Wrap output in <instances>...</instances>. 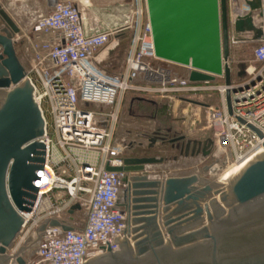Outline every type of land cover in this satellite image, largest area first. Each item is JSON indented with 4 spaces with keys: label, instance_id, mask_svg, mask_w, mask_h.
<instances>
[{
    "label": "built area",
    "instance_id": "built-area-1",
    "mask_svg": "<svg viewBox=\"0 0 264 264\" xmlns=\"http://www.w3.org/2000/svg\"><path fill=\"white\" fill-rule=\"evenodd\" d=\"M249 1L252 0H228L232 22L252 13ZM261 1V10L252 13L255 26L263 33L253 51L254 63L239 70L243 75L232 77L230 86L224 77H216L222 81L220 84L216 80L191 82V68L180 66L188 70L187 77H180L160 65L146 0L121 4L120 19L106 27L89 23L72 1L58 2L50 14L33 19L30 33L25 35L32 50L31 65L26 71L45 121L44 135L38 141L45 145L46 154L44 170L36 172L42 175L41 184L33 182L39 188L37 198L30 213L20 212L24 224L18 234V247L12 253L50 218L70 222L74 230L46 228L38 249L40 261L45 264H86L113 252L128 239L126 214L120 207L126 174L108 171L107 167L124 166L127 146L115 144V130L121 101L129 91L170 99L176 95L181 99L189 94L217 93L218 105L204 104L206 126L227 168L264 150L254 130L264 136V0ZM126 32L131 34V40L124 70L113 74L103 64L108 61L110 47L116 48L120 35ZM139 80L145 84H137ZM227 91L231 93L232 114ZM89 105L114 108L103 120L106 128L99 126L98 113ZM75 205L87 208L82 225L69 214Z\"/></svg>",
    "mask_w": 264,
    "mask_h": 264
},
{
    "label": "water",
    "instance_id": "water-1",
    "mask_svg": "<svg viewBox=\"0 0 264 264\" xmlns=\"http://www.w3.org/2000/svg\"><path fill=\"white\" fill-rule=\"evenodd\" d=\"M248 4L252 13L262 8L261 0ZM146 6L157 58L191 68V82L224 77L230 86L232 45L257 42L263 35L252 13L232 22L228 0H146ZM20 32L0 3V264H27L26 244L8 251L24 224L20 212L30 213L37 198L33 182L41 184L36 172L44 170L46 154L38 141L45 121L16 50ZM226 99L232 114L230 91ZM254 130L264 147L263 134ZM200 144L194 142V150ZM161 162L124 157L123 167H107L126 174L120 207L128 239L86 264H264V152L226 185L204 175L210 167L188 176L151 178L147 167ZM77 210L79 205L69 214ZM47 227L74 230L70 222L46 219L36 230V242Z\"/></svg>",
    "mask_w": 264,
    "mask_h": 264
},
{
    "label": "rangeland",
    "instance_id": "rangeland-1",
    "mask_svg": "<svg viewBox=\"0 0 264 264\" xmlns=\"http://www.w3.org/2000/svg\"><path fill=\"white\" fill-rule=\"evenodd\" d=\"M89 23H97L100 27L111 26L120 19V5L128 3L132 0H74ZM91 3L96 4L91 7ZM50 0H0L1 5L19 26L21 32L15 38L17 54L25 66L26 70L30 67V59L22 57L21 43L29 45L25 35L30 33V27L33 19L40 14H50L52 12L49 7ZM120 2V3H119ZM114 3L113 10L104 11V7ZM103 9V10H102ZM27 30V31H26ZM26 31V34L25 32ZM23 41V42H22ZM256 44L237 43L232 45V52L229 59V66L233 70V78L237 77L238 71L246 65L254 63L253 51ZM108 61L103 65L111 73H121L124 70L125 61L129 49V33L121 36L119 45L116 48L110 47ZM20 50V52H19ZM30 60V61H29ZM161 66L170 69L178 76L185 75V70H176L175 66L167 62L160 61ZM216 84L222 83L220 79L216 80ZM137 84H145L143 80H139ZM166 96V95H165ZM173 97H163L160 94L127 92L120 107V113L115 130V144H123L127 146L125 155L132 152L139 157H155L162 158L163 162L151 165L147 174L151 178L165 179L167 177L188 176L203 172L205 167H210L209 171L204 175L211 181H218L232 167L227 168L224 163V156L217 153L213 142V134L207 129L206 111L195 105H189L181 99ZM155 102V106L149 102H141L140 99ZM201 104L216 106L219 104L217 93L189 94L184 97ZM163 106H166L164 112ZM89 108L96 111L98 115L96 119L99 126L106 128L107 124L103 122L105 116L113 112L114 108L109 106L89 105ZM189 108V110H188ZM194 110V112H193ZM190 117V118H188ZM194 119H199V123H193ZM185 137L184 140L170 143L169 141ZM213 145L209 147V142ZM194 142H200L198 145L200 150H194ZM128 143L133 145V150H128ZM204 150L209 152L206 156ZM130 152V153H129ZM64 197V195H62ZM81 207V206H80ZM87 208L81 207L74 213L77 223L82 225L85 221ZM21 236L17 237L9 253H12L18 247ZM37 235H30L26 240L28 246L25 252V259L28 263L45 264L40 261L38 255L39 242H36ZM25 244H22L23 247Z\"/></svg>",
    "mask_w": 264,
    "mask_h": 264
},
{
    "label": "crops",
    "instance_id": "crops-1",
    "mask_svg": "<svg viewBox=\"0 0 264 264\" xmlns=\"http://www.w3.org/2000/svg\"><path fill=\"white\" fill-rule=\"evenodd\" d=\"M61 1H72L73 3L74 2H76V1H74V0H50V2H49V7L51 8V10H53V8H54V6L58 3V2H61ZM121 1V0H120ZM120 3V2H119ZM76 4V3H75ZM122 4H124V3H122ZM96 4H94V3H91V1H90V6L91 7H93V6H95ZM119 5H121V4H119ZM113 7H114V3H109L108 5H107V7L105 6L103 9H104V11H107V10H113ZM102 9V10H103ZM27 31V30H26ZM26 31H24L25 32V34H26ZM23 42V41H22ZM252 44H256V42H253ZM21 45H22V47H21V54H22V57H23V59L25 58H27L28 59V57H31V61H32V50H31V48H30V46L29 45H26V43H21ZM19 52H20V50H19ZM29 60V61H30ZM31 61H30V65H31ZM107 63L105 62L103 65H106ZM175 68H176V70H179V69H182V70H185V75H183V76H180V77H187L188 76V70L187 69H185V68H183V67H180V66H175ZM174 74H176V73H174ZM177 75V74H176ZM181 101H183V102H186V103H188L190 106L191 105H195V106H197L198 108H203L204 109V104L203 105H198V104H192L191 102H189V99H185V98H181ZM188 110H189V108H188ZM193 112H194V110H193ZM188 118H190V117H188ZM200 122V120L199 119H194V121H193V123H199ZM128 146H129V148H128V150H130L131 149V151L133 150V145L132 144H130V143H128L127 144ZM198 148H200V146H198ZM130 153V152H129ZM125 157H139V156H137L136 154H134L133 152L131 153V154H126L125 155ZM151 166H149V167H147V170H149V168H150ZM65 193L64 192H62V193H60V195H64ZM53 196H54V194H53Z\"/></svg>",
    "mask_w": 264,
    "mask_h": 264
},
{
    "label": "bare ground",
    "instance_id": "bare-ground-1",
    "mask_svg": "<svg viewBox=\"0 0 264 264\" xmlns=\"http://www.w3.org/2000/svg\"><path fill=\"white\" fill-rule=\"evenodd\" d=\"M264 150L259 151L257 154L247 159L246 161H242L239 164L233 165L220 179V183L227 184L230 180L236 177L251 161L255 160L258 156H260Z\"/></svg>",
    "mask_w": 264,
    "mask_h": 264
},
{
    "label": "trees",
    "instance_id": "trees-1",
    "mask_svg": "<svg viewBox=\"0 0 264 264\" xmlns=\"http://www.w3.org/2000/svg\"><path fill=\"white\" fill-rule=\"evenodd\" d=\"M129 32H126V33H123L122 35H120V37H119V39L121 38V36H123V35H126V34H128ZM130 40H131V34L129 33V44H130ZM140 101L141 102H149L150 104H152L153 106H155L156 104H155V102H153V101H147L146 99H140ZM164 112L166 111V106H163V109H162Z\"/></svg>",
    "mask_w": 264,
    "mask_h": 264
},
{
    "label": "flooded vegetation",
    "instance_id": "flooded-vegetation-1",
    "mask_svg": "<svg viewBox=\"0 0 264 264\" xmlns=\"http://www.w3.org/2000/svg\"><path fill=\"white\" fill-rule=\"evenodd\" d=\"M121 202H123V192H122V194H121Z\"/></svg>",
    "mask_w": 264,
    "mask_h": 264
}]
</instances>
